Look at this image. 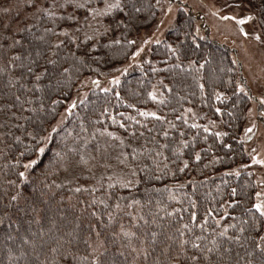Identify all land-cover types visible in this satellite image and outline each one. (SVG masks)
Instances as JSON below:
<instances>
[{
    "label": "snow or ice",
    "instance_id": "1",
    "mask_svg": "<svg viewBox=\"0 0 264 264\" xmlns=\"http://www.w3.org/2000/svg\"><path fill=\"white\" fill-rule=\"evenodd\" d=\"M206 17L234 24L233 35L259 49L244 48L249 67L257 55L264 65V0H0V264H264V179L254 195L244 190L249 184L232 187L218 209L199 213L197 182H181L178 174L212 153L209 136L202 137L207 147L196 150L195 136L184 139L173 120L127 103L116 90L139 68L143 78L128 90L133 97L143 90L158 106L175 100V121L202 128L232 151L228 130L214 131L215 119L196 123L198 113L184 107L197 96L204 103L211 89L220 104L232 101L226 113L214 108L217 117L247 122L236 142L252 140L264 129V66L246 76L240 60L233 57L228 66L223 55L204 49L200 41L207 37L197 21ZM165 32L175 39L169 42ZM153 45L164 49L159 65ZM119 60L125 63L116 66ZM97 90L166 126L149 127L134 116L125 118L133 125L122 123L106 105L86 122L75 110L87 109ZM73 115L79 131L66 126ZM244 151L252 165L264 167L255 148ZM223 159L213 154L203 168ZM165 179L175 183L158 186ZM189 186L191 194L176 195Z\"/></svg>",
    "mask_w": 264,
    "mask_h": 264
},
{
    "label": "trees",
    "instance_id": "2",
    "mask_svg": "<svg viewBox=\"0 0 264 264\" xmlns=\"http://www.w3.org/2000/svg\"><path fill=\"white\" fill-rule=\"evenodd\" d=\"M195 15V13H193ZM198 23L201 24V34L205 35L207 37L206 40L200 41L202 47L208 51H212L215 53L217 59L221 55L224 56V63L228 66H231L229 64L230 60L235 57V50L231 48L229 45L214 41L209 36V31L207 26H205L203 20H198ZM151 26H149L150 28ZM147 30V29H145ZM165 39H167L169 42L173 41L175 39V34L172 33H165L164 36ZM154 49H156V54L153 55V60L155 63L159 65V60L163 58L164 56V49L162 46L157 48V46H152ZM116 66H119L120 64L125 63L123 60H119L114 62ZM113 65H107L102 66V69L104 71H109ZM145 70H147V66H145ZM161 76H165L167 74H160ZM235 75V74H234ZM142 73L140 72L139 68L133 67L129 70V74L126 77H122V87L116 89L117 91L121 92L122 97L125 98L127 103H136L137 107H139L141 110H147V111H157L158 114L164 115L169 120H173L175 123H177L186 133L184 139H188L191 141V138L193 136L196 137L197 141V147L196 150H200L202 148L207 147V145L204 143L202 137L205 135L209 136L208 144H213L212 153L204 154L202 153L203 159L197 164L195 161L190 162V168L186 170L183 174H178V180L183 182L186 180H195L196 183V192L194 198L198 201V211L199 213L203 214L205 209L208 207H211L213 209H218V206L220 203L223 202V200L228 199V193L230 192V189L232 187H236L238 191H240L245 184L251 185V187L244 189L247 191L250 195H254L256 192V184L254 181L253 174L251 176L248 175L251 170L249 168H241L240 166L242 164H248L249 165V158L244 151L243 145L238 144L236 141L240 139L242 128L245 123V119L238 118L235 120H230V118L225 114L223 117H217L214 113L215 107H221L224 112L226 113L231 109L232 101H227L225 104H220L219 102L215 101L214 98L211 97V89L207 90L206 93V100L204 103H201L199 100V97L191 98L193 99V104L189 105L187 102H184V107H193L194 111L198 113V116L195 120L196 123L207 125L209 119H215L217 120V123L219 125L218 128L213 129L215 130H228L230 132V137L225 138V142L232 144V151H229L227 149H223L218 141H214V138L208 134L204 133L203 129H191L188 126L182 125L180 121L174 120V114L171 112V107H177L179 106L176 104L175 100L172 101L171 105L168 106H158L152 101H147L146 96L143 93V90H141V96L139 97H133L129 93L130 88H137V81L142 79ZM153 83H155L156 79L158 77H153L149 73V77ZM103 79V78H101ZM224 79H227L225 76ZM165 82H168L166 79ZM145 87H149L147 84ZM223 90V88L221 89ZM75 93V89H73V94ZM230 94V91H229ZM89 98L92 101V103L89 104L88 108L85 109L83 106H79L75 112L85 119L87 122L89 119H95L99 115V110L102 106L106 105L109 109V115L115 116L117 121H120L122 123H126L128 125H133L132 121H128L125 118L127 116H134L137 120H140L141 123H148L149 127H152L153 124H155L156 128L159 129L160 127H164L166 125H160L158 122L153 121L150 117H140L135 109L128 108L126 106V103H121L115 99V97L112 94H109L107 97L104 96L103 93H99L97 90L96 95L89 94ZM235 97H233V100ZM147 101V102H145ZM249 106V105H248ZM63 107H61L60 110H62ZM182 111V109H180ZM237 116H240L239 109L236 110ZM121 113H123V117L121 116ZM176 115L179 114V111L175 113ZM223 119L224 121H229L232 125L231 128H228L226 124H219L220 120ZM190 123L192 120L190 119ZM105 126H108L110 130L116 131L117 134H122L123 130L119 128L118 124L113 125L111 123L110 119H105L104 121ZM70 130L79 131V120L77 119V115H73L69 118L66 125ZM134 127L139 128V125H134ZM143 130V129H141ZM63 134V130H61V135ZM147 135V133H146ZM171 137H175L176 139H179V134L175 130L171 132ZM235 137V139L231 138ZM58 139V138H57ZM162 139V138H160ZM143 142V141H141ZM186 152H189L190 149L185 150ZM169 154L170 153H166ZM215 154L217 156L223 157V162L220 164H216L210 168H203V165L208 162L209 159H211V156ZM187 158V157H185ZM3 161H0V164H2ZM170 167L174 166L170 165ZM232 169H238L241 172V175L239 177L231 176V177H225L222 176V173L226 170H232ZM252 173V172H251ZM223 180H227L228 184L224 185L222 183ZM175 181L165 179L164 181L158 183V186H163V184H173ZM217 185L220 186V191H217ZM183 192H188L191 194L192 189L191 187H186L183 190H176V195L180 197ZM167 194H164L166 198ZM138 197L143 196V191L140 193H137ZM236 199H242V197L237 196ZM170 204H174V202H169ZM185 207H187V202L185 200ZM234 211L235 213H238L240 211L239 208ZM187 216V213L184 214Z\"/></svg>",
    "mask_w": 264,
    "mask_h": 264
},
{
    "label": "rangeland",
    "instance_id": "3",
    "mask_svg": "<svg viewBox=\"0 0 264 264\" xmlns=\"http://www.w3.org/2000/svg\"><path fill=\"white\" fill-rule=\"evenodd\" d=\"M192 2L193 0H189V3H192ZM207 2L211 4L213 0H207ZM201 14L203 15V13ZM203 22L204 24H206L208 28L209 36L211 39H213L214 41L229 45L231 48L235 50V58L240 60L241 63L245 64V68L241 69V71H243L246 76H248L250 72H259V67H257V65H260L259 56L257 55L253 57L251 67H249V62L246 59V55L244 52V48H249L250 51H256V52L259 51L254 41L246 42L243 40V38L234 36L233 33H235L236 31V26L232 24L231 22H220L218 21L217 18H214V17H206V20H203ZM213 25H218L220 30L218 31L216 27H213ZM225 25H227V28L225 27ZM228 29H230V31ZM233 39L236 40L235 45L232 43ZM260 66H264V65H260ZM73 95H75V93ZM250 106L251 105L249 104V107ZM61 111H63V108ZM246 123L247 122L245 120L244 126L242 128V132H241V137L243 136V129L246 126ZM243 147L244 149H247L248 151H251V149L255 148L257 150L256 154L264 158V129H261L260 132H258L255 136H253L252 140L243 144ZM249 165H250L249 169L251 170L254 176V181L256 184V191H260L262 190V188L257 187V183L261 179H264V167H261L260 165H252L250 158H249Z\"/></svg>",
    "mask_w": 264,
    "mask_h": 264
}]
</instances>
